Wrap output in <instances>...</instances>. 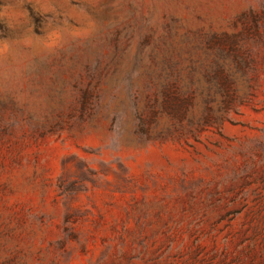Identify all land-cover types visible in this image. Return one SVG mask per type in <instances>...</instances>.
Masks as SVG:
<instances>
[{
  "label": "rangeland",
  "instance_id": "374dc122",
  "mask_svg": "<svg viewBox=\"0 0 264 264\" xmlns=\"http://www.w3.org/2000/svg\"><path fill=\"white\" fill-rule=\"evenodd\" d=\"M0 264H264V0H0Z\"/></svg>",
  "mask_w": 264,
  "mask_h": 264
},
{
  "label": "trees",
  "instance_id": "16d2710c",
  "mask_svg": "<svg viewBox=\"0 0 264 264\" xmlns=\"http://www.w3.org/2000/svg\"><path fill=\"white\" fill-rule=\"evenodd\" d=\"M163 110L170 116H179L182 114V110L180 109V105L176 101V99H166L163 103Z\"/></svg>",
  "mask_w": 264,
  "mask_h": 264
}]
</instances>
